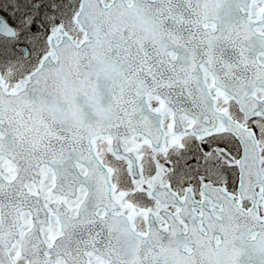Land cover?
<instances>
[{
	"label": "snow or ice",
	"instance_id": "1",
	"mask_svg": "<svg viewBox=\"0 0 264 264\" xmlns=\"http://www.w3.org/2000/svg\"><path fill=\"white\" fill-rule=\"evenodd\" d=\"M0 264H264V0H0Z\"/></svg>",
	"mask_w": 264,
	"mask_h": 264
}]
</instances>
